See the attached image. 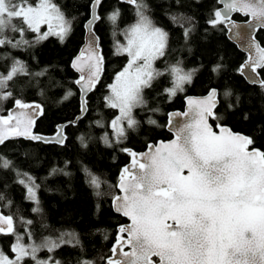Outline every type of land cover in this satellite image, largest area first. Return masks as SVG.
<instances>
[{"label":"snow or ice","instance_id":"6c2138e0","mask_svg":"<svg viewBox=\"0 0 264 264\" xmlns=\"http://www.w3.org/2000/svg\"><path fill=\"white\" fill-rule=\"evenodd\" d=\"M104 2L87 0L89 16L84 28L88 42L71 62L79 74L74 84L80 91L81 115L45 135L35 131L45 108L26 100L23 87L38 82L48 70L32 71L13 50L29 52L52 37L64 43L76 18H69L57 0H0V146L21 138L65 145L66 129L87 114L89 94L101 84L105 57L94 28L106 20L112 25L113 55L126 57V63L106 85L102 98L103 106L115 110V115L106 125L99 119L95 124L111 130V135L105 131L101 137L104 145L120 147L130 162L108 191L103 189L106 181L84 169L97 200L110 196L112 210L128 221L118 225L110 254L100 260L103 264H264V150L256 147L257 136H264V122L251 134L234 131L222 123L224 116L218 109L224 104L226 110L235 111L240 97L231 88L210 87L203 96H185L184 111L167 114L165 126L172 139L149 143L142 152L123 146L142 123L161 127L152 116L138 118V110L160 111L149 106L146 90L157 91L170 103L193 84L199 69H186L180 60L168 62L170 33L154 21L147 0H117L133 11L132 22L123 28L121 9L114 7L104 15ZM217 3L222 7L212 8L205 23L245 42L247 57L236 72L264 92V43L256 35L264 31V0ZM233 14L244 17V22L238 23ZM169 18L183 29L187 42L194 30L193 18L182 13L169 14ZM158 62H163V68ZM223 69L218 62L210 72L219 76ZM21 78L28 83L17 95ZM161 78L169 86L158 88ZM73 94L69 90L64 99ZM5 101L12 106L5 109ZM243 118L249 116L245 113ZM79 139L87 147L85 138ZM0 169L15 171V182L25 190L24 199L33 204L31 212L41 218L37 228V222L21 215L19 209L12 211V199L0 191V264H66L59 258L62 249L79 248L83 253L79 232L47 223L37 178L14 169L12 161L2 155ZM60 174L69 175L63 168L53 167L49 172L50 176ZM95 211L101 212V203H96ZM76 264L97 262L81 255Z\"/></svg>","mask_w":264,"mask_h":264},{"label":"trees","instance_id":"16d2710c","mask_svg":"<svg viewBox=\"0 0 264 264\" xmlns=\"http://www.w3.org/2000/svg\"><path fill=\"white\" fill-rule=\"evenodd\" d=\"M66 14L75 17L72 34L64 43L55 37L38 45L29 52L13 50V55L27 61L32 71L47 69V75L38 78L31 86L23 87V95L28 101H39L45 108V115L37 122L36 131L51 134L58 123L72 120L80 113L79 90L74 84L78 74L71 67L73 57L79 51L84 41V23L89 16L87 0H57ZM150 14L159 26L170 33V52L167 60L175 63L183 62L186 69L198 68L193 84L187 86L186 92L179 94L170 103L157 94L155 90H146L150 107H158L157 113L138 110V118L146 120L152 116L161 125L154 127L142 123L138 132H131L125 142L127 147L142 150L149 141L171 137L166 129L167 113L172 109H182L184 98L188 94H203L210 87H217L223 91L231 88L241 99L240 106L235 111L226 110L224 104L219 112L224 116L222 123L231 126L236 131L251 134L253 129L264 122V92L258 86L249 84L246 79L237 74L236 69L244 61L246 55L238 49L226 35V30L213 29L205 21L210 10L218 8L217 0H181L180 4L174 0H147ZM119 7L122 12L120 27H125L133 20L132 9L117 0H105L102 14L106 15L112 8ZM182 13L192 17L194 30L190 39L185 42L183 29L174 24L169 14ZM238 19H242L237 14ZM187 26V25H185ZM100 36V44L105 57V70L101 84L89 95V111L74 126L66 129L68 140L65 145H51L33 142L25 139L7 141L0 146V155L12 161L14 169L37 178L41 184L38 193L43 214L48 224L56 227H69L81 234L84 252L79 248H64L59 252V258L66 264H76V260L83 255L85 258L103 264L101 256L110 254L109 249L115 241L119 224H125L127 219L115 213L111 207V198L106 196L98 201L93 189L88 185L84 169L106 181L105 191L116 183L120 170L129 161V156L120 151V147L108 148L101 137L107 127L96 126L95 121L107 122L115 115V110L103 106V96L107 94L106 81L110 74L124 64L126 57L113 55L114 37L112 25L106 20L96 24ZM258 38L264 43V31L258 32ZM35 59H32V56ZM223 63V72L217 76L210 72V67L216 63ZM163 68V62H158ZM3 70V69H0ZM21 78L15 93L20 94L21 86L27 85ZM169 86L165 78H161L157 87ZM71 90L74 94L67 100L65 94ZM43 92V94H41ZM11 101L4 102V108H10ZM249 119L243 118L244 114ZM83 136L87 147L82 146L79 137ZM256 147L264 150V136H257ZM67 162V166L66 165ZM63 168L69 175L50 176L53 168ZM16 174L12 169H0V191L12 199L13 208L20 210L21 215L33 219L39 228L40 217L31 212L33 204L26 199L24 188L17 184ZM101 203V212L95 211L96 203ZM7 211V210H5ZM107 235L108 239H105ZM41 255H44L43 253Z\"/></svg>","mask_w":264,"mask_h":264},{"label":"water","instance_id":"95a60500","mask_svg":"<svg viewBox=\"0 0 264 264\" xmlns=\"http://www.w3.org/2000/svg\"><path fill=\"white\" fill-rule=\"evenodd\" d=\"M221 6H220V8L222 7V4H220ZM234 15L235 14H233V18H234ZM238 23H243L244 22V20L242 19V20H240V19H236V18H234ZM95 27H96V25H95ZM94 31H95V34L100 38V36H99V34H98V32H97V30H96V28H94ZM257 39L260 41V39L258 38V32H257ZM227 37L233 42V43H235V45L238 47V49L239 50H241L245 55H246V57H247V52L245 51V42H243V41H238V40H236L234 37H232V35L230 34V33H228L227 32ZM87 42H88V34H87V31H86V29H85V33H84V41H83V44L81 45V47H80V49L82 48V47H84L86 44H87ZM100 42V41H99ZM100 47H101V45H100ZM80 49H79V51H80ZM101 49H102V47H101ZM79 51L77 52V54L75 55V56H77L78 55V53H79ZM103 52V51H102ZM104 55V54H103ZM74 56V57H75ZM73 57V58H74ZM246 59V58H245ZM245 59H244V61H245ZM73 60V59H72ZM243 61V62H244ZM242 62V63H243ZM104 70H105V65H104ZM77 73V72H76ZM78 74V73H77ZM78 76H79V74H78ZM247 81V80H246ZM248 82V81H247ZM249 83V82H248ZM250 84V83H249ZM78 88V87H77ZM78 90H79V88H78ZM91 94V93H90ZM89 94V95H90ZM206 94V92L205 93H203V94H188V95H186V96H203V95H205ZM79 98H80V102H81V96H80V91H79ZM35 102H38V101H35ZM40 103V102H39ZM42 104V103H41ZM43 105V104H42ZM185 108H186V103H185V98H184V107L182 108V109H172V110H170V111H168V113L169 112H173V111H184L185 110ZM167 113V114H168ZM81 115V113H79V114H77L76 115V117L77 116H80ZM76 117L74 118V119H72V120H75L76 119ZM38 122V121H37ZM67 122V121H66ZM62 123H65V122H61V123H58V124H62ZM167 123H168V115H167V122H166V125H167ZM57 124V125H58ZM229 126V125H228ZM230 127V126H229ZM166 129H167V131L169 132V130H168V128L166 127ZM35 131H36V129H35ZM235 131V130H234ZM238 132V131H237ZM52 134V133H51ZM51 134H45V135H51ZM66 134H67V132H66ZM170 134H171V137L170 138H167V139H163V138H159V139H157V140H155V141H149L147 144H149V143H156V142H159V141H167V140H170V139H172L173 138V136H172V133L170 132ZM22 139V138H21ZM147 146V145H146ZM129 148H131V147H129ZM133 150H135V151H137V152H142V151H145L146 150V147L144 148V149H142V150H137V149H134V148H132ZM262 150V149H261ZM129 162H130V158H129V161L125 164V165H127V164H129ZM124 165V166H125ZM123 166V167H124ZM126 223H128V221L126 222ZM125 223V224H126ZM125 250H128V249H125Z\"/></svg>","mask_w":264,"mask_h":264},{"label":"rangeland","instance_id":"374dc122","mask_svg":"<svg viewBox=\"0 0 264 264\" xmlns=\"http://www.w3.org/2000/svg\"><path fill=\"white\" fill-rule=\"evenodd\" d=\"M116 38L122 40V37H116ZM125 63H126V59H125L124 64H125ZM124 64L121 65L117 70H114V71L110 74L109 78H108L107 81H106V85L112 82V79H113L115 73H116L117 71H119V70L124 66ZM109 131H110V133H111V130H109Z\"/></svg>","mask_w":264,"mask_h":264},{"label":"flooded vegetation","instance_id":"af4514ba","mask_svg":"<svg viewBox=\"0 0 264 264\" xmlns=\"http://www.w3.org/2000/svg\"><path fill=\"white\" fill-rule=\"evenodd\" d=\"M220 4H219V6H218V8H220ZM240 17H242V16H240ZM234 18H236V19H238V17H237V14H235L234 15ZM242 19L244 20L245 18L244 17H242ZM242 19H240V20H242ZM226 35H227V31H226ZM246 58V57H245ZM231 127V126H230ZM232 128V127H231ZM233 129V128H232ZM234 130V129H233ZM236 131V130H235ZM238 132H241V131H238ZM243 133V132H242ZM246 134V133H245Z\"/></svg>","mask_w":264,"mask_h":264},{"label":"bare ground","instance_id":"6f19581e","mask_svg":"<svg viewBox=\"0 0 264 264\" xmlns=\"http://www.w3.org/2000/svg\"><path fill=\"white\" fill-rule=\"evenodd\" d=\"M96 28V27H95ZM33 101H35V100H33ZM39 102V101H38ZM41 103V102H40ZM38 132V131H37ZM39 133H41V132H39ZM42 134H45V133H42Z\"/></svg>","mask_w":264,"mask_h":264}]
</instances>
